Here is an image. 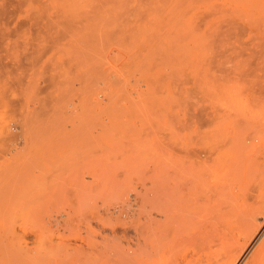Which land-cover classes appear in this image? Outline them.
Instances as JSON below:
<instances>
[{"label": "rangeland", "instance_id": "obj_1", "mask_svg": "<svg viewBox=\"0 0 264 264\" xmlns=\"http://www.w3.org/2000/svg\"><path fill=\"white\" fill-rule=\"evenodd\" d=\"M237 50L264 79V0H0V264H96L172 166L196 264H264V109L226 146L212 98Z\"/></svg>", "mask_w": 264, "mask_h": 264}, {"label": "bare ground", "instance_id": "obj_2", "mask_svg": "<svg viewBox=\"0 0 264 264\" xmlns=\"http://www.w3.org/2000/svg\"><path fill=\"white\" fill-rule=\"evenodd\" d=\"M252 22L249 23V25L251 24V26H253L254 24ZM242 56L237 50L232 56V67L230 69L225 70L223 67H219L216 88H213L215 93L213 91L214 96H212V98H215L219 106L217 103L214 105L219 107L216 110H219L220 112V115L218 116L220 122L219 124L217 123V134L219 139L223 142H226V140L228 141L226 146L227 144L235 145L236 138L237 140L239 138L243 139V136L252 133L251 130L254 127L253 125L256 124L257 121L258 123L261 122L259 121L261 118H259V116L261 110L264 109V106H262L264 105L262 104L264 84L259 82L264 79L260 80L261 77L258 78L257 76L259 75L258 72L256 71L257 73L255 74L251 69L248 57L246 58L248 60H246L245 58L243 59ZM209 93L210 91L208 94ZM262 118L264 119V117ZM258 127H260V125H258L257 128ZM256 131V133H258V131L260 132L259 129H256ZM243 142H246L245 138L243 139ZM246 147L248 148L249 146L246 145ZM183 168L184 167L181 169ZM177 172L178 171H176L173 166L171 167L170 174L167 172L169 174V176L167 175L169 177V179H167L169 182L165 180L167 183V188L165 187V190L167 191L166 195L161 194V190H159L160 187L156 192L154 191L153 198L148 201L152 207L150 208L151 211L149 210L148 213H144L143 210L137 215V225H135V227L131 226L133 227V230L129 228L130 225L127 226V224H124L118 230H114L113 234L111 232L112 236L104 237L106 240L104 241L102 249L96 252L100 254V261L96 264H196L194 256L189 255L186 245V242L189 240L186 241L187 235H190L188 231L189 220H191L189 215V212L191 211L189 205L190 202H188V198L185 195L186 192L184 193L183 190L184 183L182 184V182L184 179L182 180ZM183 175L182 177H184ZM181 187L182 189H180ZM190 197L189 199L191 201L192 199ZM193 205H196V201ZM193 205L191 203V206ZM194 216L196 215L191 217ZM196 218L193 219L196 220ZM191 223L193 224L194 222L191 221ZM206 223L204 224L206 225ZM196 227L194 226V228ZM193 232L196 233L197 231L193 230ZM202 238L204 239V237Z\"/></svg>", "mask_w": 264, "mask_h": 264}]
</instances>
